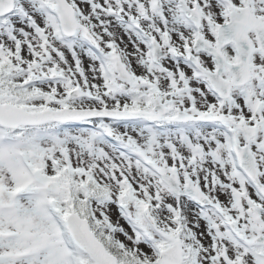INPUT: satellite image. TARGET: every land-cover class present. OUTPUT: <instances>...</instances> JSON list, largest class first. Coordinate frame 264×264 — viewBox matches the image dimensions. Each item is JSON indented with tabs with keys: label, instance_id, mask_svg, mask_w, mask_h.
<instances>
[{
	"label": "snow or ice",
	"instance_id": "1",
	"mask_svg": "<svg viewBox=\"0 0 264 264\" xmlns=\"http://www.w3.org/2000/svg\"><path fill=\"white\" fill-rule=\"evenodd\" d=\"M0 264H264V0H0Z\"/></svg>",
	"mask_w": 264,
	"mask_h": 264
}]
</instances>
